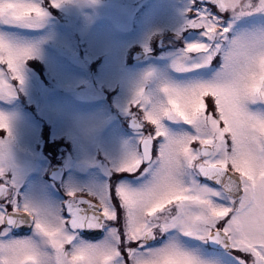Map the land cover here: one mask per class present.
<instances>
[{"label":"snow or ice","instance_id":"1","mask_svg":"<svg viewBox=\"0 0 264 264\" xmlns=\"http://www.w3.org/2000/svg\"><path fill=\"white\" fill-rule=\"evenodd\" d=\"M183 14L177 75L144 74L125 109L135 137L105 182L59 202L23 195L0 112V264H264V0H187ZM47 15L0 0L3 25ZM39 51L0 31V99Z\"/></svg>","mask_w":264,"mask_h":264},{"label":"rangeland","instance_id":"2","mask_svg":"<svg viewBox=\"0 0 264 264\" xmlns=\"http://www.w3.org/2000/svg\"><path fill=\"white\" fill-rule=\"evenodd\" d=\"M36 2L46 6L43 0ZM186 4L187 0H66L60 7H44L48 15L39 27L0 24V31L38 44L39 55L34 58L47 66L37 71L26 65L22 89L18 86L14 97L0 99V112L11 117L10 171L23 195L60 201L67 191H58L54 181L43 177L50 161L69 171L68 187L105 182L108 167L104 160L115 163L135 137V131L120 121L128 116L125 109L144 74L156 69L177 75L170 68L168 53L174 48L175 29L184 22ZM137 23L138 30L133 26ZM74 27V33L82 34L80 40L70 35ZM169 29L173 37L165 32ZM154 34L163 40L165 50L125 66L127 50L140 43L148 53ZM99 57L103 58V68L97 71L102 85L97 87L87 78L88 66ZM104 87H118L119 112L105 105ZM43 124L53 133L52 139L66 135L73 141L75 163L63 145L54 140L46 145L41 137ZM0 139H9L6 130L0 129Z\"/></svg>","mask_w":264,"mask_h":264},{"label":"trees","instance_id":"3","mask_svg":"<svg viewBox=\"0 0 264 264\" xmlns=\"http://www.w3.org/2000/svg\"><path fill=\"white\" fill-rule=\"evenodd\" d=\"M26 64L30 67H32L31 69H35V70H37V71H41L42 70V68H44V62L41 60L40 61V59H38V58H32V59H30V60H28L27 62H26Z\"/></svg>","mask_w":264,"mask_h":264},{"label":"water","instance_id":"4","mask_svg":"<svg viewBox=\"0 0 264 264\" xmlns=\"http://www.w3.org/2000/svg\"><path fill=\"white\" fill-rule=\"evenodd\" d=\"M62 174H63L62 169L58 168L54 170L52 177H54L57 181H60Z\"/></svg>","mask_w":264,"mask_h":264}]
</instances>
